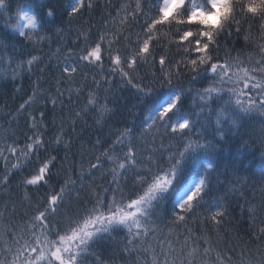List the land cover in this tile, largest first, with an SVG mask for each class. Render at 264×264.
<instances>
[{
  "label": "snow or ice",
  "instance_id": "snow-or-ice-1",
  "mask_svg": "<svg viewBox=\"0 0 264 264\" xmlns=\"http://www.w3.org/2000/svg\"><path fill=\"white\" fill-rule=\"evenodd\" d=\"M104 7L110 10L108 16L115 12L113 19L118 20L123 29L118 35L114 33L112 38L102 34L100 29L90 31V22L85 28V15H89L90 21V14L100 8L94 0H0V22L16 33L14 37L5 35L0 38V60H6L10 67L15 65L13 79L22 77L24 71L32 72L34 67L41 74L45 73L50 66L45 64V58L51 60L53 44L60 45L55 53L58 68L60 53L63 48H69L61 69V78L66 82H70L73 74L82 68L96 74L104 73L102 48L107 44V59L114 66L102 80L93 78L96 87L88 93L83 106H80L83 91L77 89L74 96L70 87L62 90L59 78H56V94L49 96L47 91L44 94L46 103L51 99L53 112L58 102L62 110L68 105L69 116L75 117L71 122L73 131L76 123L90 113L96 124L107 122L112 113L108 101L114 96L113 85L116 83L109 77L119 75L122 82L148 95L154 91V83L173 86L174 79L186 74L192 85L205 72L210 74L208 86L202 89L190 87L204 102L198 115L207 109L201 128L208 127L212 123L211 117L215 116L217 134L223 135L225 127L235 125L245 115L256 113L262 118L260 126L264 132V45H258L259 60L248 58L254 66L243 68L240 65L244 61L231 55V51L236 49L233 47L229 51L226 47L230 38L239 41L240 37L245 40L244 47H250L257 43L254 32L256 37L264 39V0H134V3L120 7L109 0ZM74 22L80 25L76 29L77 40L71 44L62 43L65 24ZM135 29H138L133 33L135 40L124 35ZM161 29H167L176 37L175 53L160 46L162 41L156 38V33ZM122 40H126L131 48L123 45ZM117 44L123 50L116 49L117 54L113 57V48ZM45 47L48 52H45ZM222 50L224 62L220 63ZM177 55L181 57L179 61L175 60ZM26 57L30 59L25 60ZM157 57L159 68L151 73L152 79L145 83L143 81L147 77H143L138 81L133 73L145 65L155 67ZM125 65L127 71L124 70ZM173 67L177 69L175 72ZM234 68L239 71H233ZM45 82H48L46 78ZM64 91L69 94L67 102L62 99ZM224 96L228 98L223 106L214 110L209 101L220 100ZM73 100L78 110H74ZM31 101L32 97H29L19 105L15 115L8 114L12 116L9 124L14 125L9 137L13 143L0 148V158L6 162L0 188H8L12 180L19 177L15 188L0 194V201H5L6 195L4 211L7 212L11 206L12 214H19L26 208L20 214L21 220L31 213L30 224L25 228L28 238L19 236L14 230L15 225L12 231L6 230L14 247L6 246L0 250V264H89L88 256L96 255L93 250L105 242L116 245L113 250L116 258L122 253H127L129 258L137 254L132 264H140V254L145 257L151 254V261L145 258L143 264H177V260L184 264L181 257L191 245L187 255L193 259L187 264H194L195 257L200 255L202 238L192 236L187 227L190 218L195 217L198 223L215 222L219 232L226 218L232 215L228 194L219 200L206 199L210 192L211 173L208 171L196 181L185 182L177 189L185 154L205 146L199 138L192 139L196 121H192L190 126V119L178 110L182 104L181 95L170 98V102L154 111L150 121H144L139 128L124 126L94 142L89 138L88 142L100 155L92 153L96 162L84 169L85 153L82 152L78 174L74 164L69 174L65 164L67 154L64 159L60 158L61 151L67 153L72 148L71 140H63L64 136L70 135L64 128L65 119H61L60 127L53 130L50 139H40L39 136L45 133L37 131L40 128L37 118L30 113L25 115V105L31 107ZM38 111L40 119L46 120L47 113ZM30 117L31 127L28 126ZM157 138L159 147L155 146ZM169 141H178L175 151L171 144L164 147ZM149 143L153 148L147 147ZM21 144L23 147H17ZM260 144L264 148V134L260 137ZM5 152L10 156L19 152V157H16L19 163L9 167V157ZM165 153H168L167 160ZM261 155L264 156V151ZM104 169L109 171L111 179L107 180L102 175L100 179L104 182L97 184L95 174ZM88 180L91 183H85ZM260 183L264 185V173ZM255 199H245L247 207L241 208V216L249 221L246 235L264 244V188L260 191L259 203H254ZM2 217L3 213H0ZM181 227L188 232L182 241L179 238L182 234L173 232ZM164 228H169L166 248L161 243L160 252L156 253L151 246L138 247L141 241L146 242L156 233L163 235ZM121 232L124 235L119 237ZM173 243L181 245L179 253H176ZM203 243L208 241L204 239ZM209 251V248H203L204 254ZM173 253L176 255L170 260ZM260 264H264V258Z\"/></svg>",
  "mask_w": 264,
  "mask_h": 264
},
{
  "label": "trees",
  "instance_id": "trees-1",
  "mask_svg": "<svg viewBox=\"0 0 264 264\" xmlns=\"http://www.w3.org/2000/svg\"><path fill=\"white\" fill-rule=\"evenodd\" d=\"M23 2V0H21ZM94 2L99 3L100 8L89 15L86 14L83 23L87 29V25L90 22L92 28L90 31H95L100 29L102 34L106 33L109 38L113 37V34L117 35L123 31L119 25L118 20H114L115 12H112L111 16H108L109 9L105 8L104 5L109 2V0H94ZM116 7L121 5H127L128 3H134V0H111ZM107 17V18H105ZM64 36L61 37L62 43L71 44L72 41L77 40L76 29L80 27L78 23H73L72 25L65 24ZM247 28V25H245ZM138 29L132 30L130 32H125V36L131 37L135 40L134 32ZM174 31V30H173ZM5 35L9 37H14L16 33L11 29L7 28L2 22H0V38ZM254 38H256L257 43L252 44L250 47H244L245 40L240 37L239 41L230 38L226 42L227 50L231 51L234 47L236 50L231 51L232 57L239 56V59L244 61L240 65L243 67H253L254 63L249 62V57L252 61L260 59L258 54V45H264V39H259L256 37V33H253ZM156 38L162 41L160 45L165 50H170L171 53H175L177 49L174 47V42L176 37L168 32L167 29H161L160 32L156 33ZM82 40V37H81ZM123 45L131 48L126 40H122ZM60 47L59 44H53L51 47V53H53L51 60L49 61L47 57L45 58V64L50 66L47 68L46 72L41 74L37 68H33L32 72L24 71L23 76H17L16 79L12 77V70L15 67L13 64L11 67L8 65L6 60H0V148L5 145H12L13 141L9 139L11 136L14 125H10L9 121L12 120V116L8 115L12 113L15 115L16 111L19 109V105L32 97L31 107L25 105L28 115L37 118V124L40 128L37 130L39 133H45L40 135L39 138L46 140L50 139L53 130L60 127L61 119H65L66 123L64 128L70 133V135L64 136V141H72V148L70 151H61L60 158L64 159L67 154V161H65L66 167L69 169V174H71V169L73 164L75 165V172L78 174L81 170V153H85L83 157V168L88 169L90 163H95V159L92 157V153L95 155H100V152L92 148L89 138L94 142L100 136L107 137L110 134L116 132L118 129H122L124 126L130 128H139L144 121H150L151 116H154V111L156 107L166 98V96L171 95H181L182 104L179 106V111L185 114V118L190 119V126L192 121H196V131L192 135V139L196 140L199 138V142L205 146L199 147L196 150H189L181 161L180 172L178 176V185L182 187L185 182H191L193 178H198L202 176L205 171L211 173L209 177L210 182V192L206 199L211 200L216 198L219 200L225 194L229 195L232 207V215L227 217L223 226L217 231L215 222H197L195 217H191L188 224V229L191 231L193 237L202 238L200 255L195 257L194 264H260L262 258H264V244L259 240L254 239L252 236L246 235V230L249 221L247 218H242L241 208L247 207L245 205V199H251L256 197L253 201L254 203H259L260 191L264 188V185L260 183L261 174L264 173V156L261 152L264 148L261 147L260 137L264 132L261 130L260 120L262 119L256 113H250L243 116L235 125H229L223 130V135L217 134V129L215 126V116L211 117L212 123L206 127L201 128V124L204 122V114L207 113L205 109L204 114H199L200 106L204 103L200 101L196 96L195 91H191V88L202 89L208 86L209 73L202 72L195 80V82L190 85L189 77L185 74L182 75L178 80H173V86H160L159 83H154V91L151 94L145 95L138 92L131 85H128L121 81L119 75L109 77L111 80H115L116 83L114 87V96L109 98V107L112 108V113L109 114L106 123L96 124L94 117L90 113L86 117H82L75 125V130H72V120L74 116H69L68 105L61 109L59 102L55 106V111L51 103V99L45 102L44 94L47 91L49 96L56 94V78L60 79L59 87L64 90L66 88H71L72 93L75 96L77 94V89L83 91V96L80 97V106L86 103L88 93L93 91L96 85L93 83V78L100 81L104 76L110 71L114 66L108 62L107 51L105 44L102 48V54L104 59L102 61L104 66V73L96 74L95 71L82 68L78 73L73 74V78L70 82H66L61 78V69L63 67L64 56L69 52V48H63L60 53V66L57 67L56 49ZM83 47V44H81ZM116 49H121L120 44H117L113 48V57L117 54ZM45 52L49 49L45 47ZM11 52V49H9ZM195 56V54H193ZM221 60L220 63L224 62V51L219 53ZM30 59V57L24 58ZM180 56H175V60L179 61ZM151 60V58H150ZM159 57L156 58V66L149 67L145 65L143 68L138 69L133 75L137 77V80H141L143 77H147V80L143 82H148L152 79L151 73L159 68ZM44 67V65H40ZM124 70L127 71V66H124ZM174 72L177 70L175 67L172 69ZM233 71H239V69H233ZM242 75L243 73L240 72ZM66 75V74H65ZM45 78L48 82H45ZM52 87L50 88V83ZM108 85H105L107 87ZM22 89V90H19ZM50 89V90H49ZM35 93V94H34ZM103 96V93H101ZM227 96L223 99L209 101L214 110H218L223 106L224 102L227 100ZM62 99L67 102L69 99V94L64 91ZM76 101H72V106L74 110ZM39 110L45 111L47 113V119L41 120L39 117ZM175 119V118H174ZM20 123H23L22 121ZM28 126H32L31 117L28 120ZM178 141H169L164 144L167 148L169 144L173 146V151H175V145ZM160 140L157 138L156 147H159ZM211 145V146H207ZM17 147H23V145H17ZM107 147V146H106ZM149 149L153 148V144L149 143L147 145ZM76 154L73 156V154ZM20 153L17 152L10 156L5 152V156L9 157V167L11 164L19 163L16 157H19ZM148 153H146V156ZM168 153H165V160H167ZM205 160L211 162L212 167L206 168L204 166ZM5 160L0 158V182H3V175L5 172ZM106 176L107 180L111 179V174L107 169L102 170L95 174L94 179L97 184L103 183L101 181V176ZM75 178V176H73ZM237 181H239L237 183ZM19 182V177L12 180L11 185L8 188H0V194H6L15 188ZM85 183H91V180L85 181ZM234 194V195H233ZM7 197L5 195V201H0V213H3V217L0 218V250L6 246H12L13 242L11 238L7 235V231H12V226L15 225V231L19 236H23L24 239L28 238L25 228L30 224L31 213L28 214L25 219H20V214L26 211L21 209L19 214H12V207L9 206L8 211H4V203ZM250 206V205H248ZM239 221V224H237ZM240 229L239 231L237 229ZM7 230V231H6ZM174 233H181L180 240L182 241L188 232L185 231L183 227L179 229H174ZM163 235L156 233L150 236L146 242L141 241L138 247L146 248L151 246L155 249L156 253L160 252V244L164 243L165 248L167 247V239L169 228L163 229ZM117 235V234H114ZM123 232L119 233L118 236L122 237ZM173 240L176 239L175 235L172 237ZM206 239L208 243H203ZM7 242V243H6ZM23 244V240L20 241ZM116 247L114 243L105 242L99 245L93 251L96 255H89V264H132L136 260V255L133 254L132 257H128L127 253H122L120 257L116 258L113 256V250ZM181 245L178 243H173V248H175L176 253L180 252ZM203 248H209L210 251L204 254ZM191 251V245L189 248L184 250V254L181 259L184 260V264H187L188 260L193 259L189 257L187 253ZM176 253H173L169 257L170 260L174 258ZM147 259L151 261V254L145 255L140 254V264H143V260ZM163 259V257H160ZM219 258V259H218ZM179 264V260H177Z\"/></svg>",
  "mask_w": 264,
  "mask_h": 264
},
{
  "label": "rangeland",
  "instance_id": "rangeland-1",
  "mask_svg": "<svg viewBox=\"0 0 264 264\" xmlns=\"http://www.w3.org/2000/svg\"><path fill=\"white\" fill-rule=\"evenodd\" d=\"M175 95H171V96H166V98L156 107V109H155V111L158 109V108H160V107H163L165 104H166V102H170V98H172V97H174ZM154 114H155V112H154ZM204 164V166L206 167V168H211L212 167V165H211V162L209 161V160H205V162L203 163ZM209 166H211V167H209ZM198 178H193L192 179V181L191 182H194V181H196Z\"/></svg>",
  "mask_w": 264,
  "mask_h": 264
}]
</instances>
